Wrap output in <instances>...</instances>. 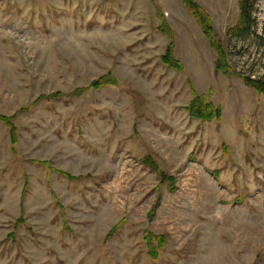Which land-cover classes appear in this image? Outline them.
I'll return each mask as SVG.
<instances>
[{
  "label": "rangeland",
  "instance_id": "374dc122",
  "mask_svg": "<svg viewBox=\"0 0 264 264\" xmlns=\"http://www.w3.org/2000/svg\"><path fill=\"white\" fill-rule=\"evenodd\" d=\"M196 1L264 78V0ZM0 264H264V95L181 0H0Z\"/></svg>",
  "mask_w": 264,
  "mask_h": 264
},
{
  "label": "trees",
  "instance_id": "16d2710c",
  "mask_svg": "<svg viewBox=\"0 0 264 264\" xmlns=\"http://www.w3.org/2000/svg\"><path fill=\"white\" fill-rule=\"evenodd\" d=\"M181 2L195 17L204 35L207 37L213 50L215 51L216 71L225 75L235 76L264 95V78H253L251 76L244 75L232 65L225 42L218 38L215 33L211 15L196 0H181ZM253 8L254 0H240L239 22L227 30L226 38H244L252 33L255 24ZM161 31L171 39L167 51L162 58L164 63L170 67L179 70L182 69V63L174 55V34L172 33L170 27H162ZM110 81L111 80H106V77H103L93 82L92 87H100L104 84L110 83ZM186 110L191 117L207 121L219 119L222 115V109L220 106H216L212 101H207L205 96H200L198 94L194 95L192 102L186 107ZM7 122L9 123V119H7ZM11 131L14 132V128L12 126Z\"/></svg>",
  "mask_w": 264,
  "mask_h": 264
}]
</instances>
